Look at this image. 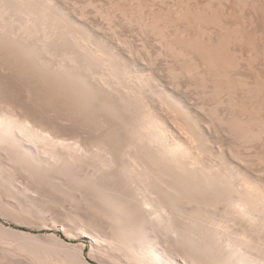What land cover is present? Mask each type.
<instances>
[{
  "label": "bare ground",
  "instance_id": "bare-ground-1",
  "mask_svg": "<svg viewBox=\"0 0 264 264\" xmlns=\"http://www.w3.org/2000/svg\"><path fill=\"white\" fill-rule=\"evenodd\" d=\"M66 1L67 0H65V2ZM129 1L130 0L126 2L128 3ZM137 1L138 2L141 1L142 3L143 0H136V2ZM155 1L156 0H153L152 6L154 5L153 3ZM159 1L160 4L162 1L164 2V0L162 1L159 0ZM172 1H174L175 4L172 2L173 6L171 8H175V9H171V10L174 11L177 9V12L176 11L172 12L173 16L174 17L177 16L178 18V19L174 18V20L168 14L169 12H171L169 10L170 7H168V0L165 1V3L161 4V6H163L164 4L167 3L166 8L168 7L167 10L168 13L165 11H163L162 13V10H159L161 12L155 11L154 15L156 12L158 14L156 13V16H154L152 20L150 15L147 16V19H150L149 21L148 20L146 21V18L144 19V17L141 18L142 16L141 13L142 14L144 13V10L148 5L147 2H145V0L143 2H145L147 5L145 7H143L144 6L143 4H142L143 6L140 5L141 6L140 8L142 9L143 7L144 10H141L139 7H137L136 10L134 9L137 6L138 2L137 3L134 2V4H136L135 7L134 5H131L132 4L131 2L128 3V4L131 3L130 5L133 6L131 7L132 10L127 9V11L130 10L129 14L132 15L131 17H128L130 18V21L132 20L133 14H135L137 16L136 18H138V16H140L141 18V19L139 18L140 20L138 19L137 24H140L139 28L141 27L140 29H142V31L146 29V31L148 32V29L150 28L151 30L153 28V31L154 30L157 31V29H159L160 32L157 31L159 32V34L157 33L158 35L156 36L160 35L162 39H160L159 41L156 40L155 41L157 43L159 42L158 45L160 46V44L162 43L161 40H163V36H164L165 37L164 39H166V41L164 40V43H162L163 45L161 44L162 46L160 47H163L162 49H164L165 51H169V53L172 54L171 56H174L172 57V59L175 58L177 60L176 61L174 59L175 62L182 63L180 64L182 65V67H179L178 71L176 67L173 68L174 67L173 63H172L173 67L166 66L168 68H164L163 65L165 63L161 65L160 62H158L159 60L158 58L159 57L161 58V56H163L165 53H163V55H158L159 56L158 58L156 57L157 56L156 55L155 56L156 59L155 58L154 59L156 60L157 63L160 64V68L163 70V72H165L164 69H167L170 76H172L170 77L167 74L164 77L162 72L161 77L158 78V76H160L158 73H161L162 70L160 72H156L157 74L154 73L157 70L155 68L157 65L155 66L156 62H153L154 59H151L152 57H154L153 54L151 53L152 48L151 49L148 48V51L151 53V54L148 53V55L150 54V57L152 55L151 58L145 54L149 58L145 57L144 59L143 58L144 55H142L141 53L142 56L141 58H143L145 61L147 58L149 60L148 61L149 63L150 61H152L151 63L154 64V66L153 64H151L152 69H150L147 63L143 59H141L145 63L144 65V63L141 61L143 63V66L145 67L147 66V68H149L147 69L141 65L142 63H140L139 59H138L139 61L136 60L137 57H133L136 59L131 58L132 56H136L138 54V53L136 54L134 51L135 53L134 55V53L131 51L133 50L131 49V47L134 45V43L132 44L131 47H129L130 44L128 46L127 42H129L130 40L126 41L127 38L124 39L122 37L126 41L127 46L131 49L130 50L128 48L131 52L127 51L128 50L127 46H125L127 49V50L124 49L126 52L125 54V52H122L123 51V48H121L122 45L120 47L116 46L117 47L116 48L114 44H110L113 42L115 43V41L111 42V40H109L108 35L111 33L110 30L106 31V32L110 31L108 35H104L105 30L103 31L104 28L101 25H99L100 29L98 32L100 33V35L108 37L107 39L108 42L103 41L102 39L103 37L99 35L96 36L98 32L97 34L96 32L94 34L93 30H92L93 32H91V30L85 26L86 24L89 26V24L84 23L85 22L84 18H83L84 22L81 21L82 16H79L78 19H75L76 17H73L75 16V14L72 15V12L70 11L68 12V10L65 9L68 6L67 3H65L67 5L65 6V8L63 5L64 3H61L62 5L60 4V2H62L61 0L60 2L58 0H0V44H3L4 46H6V48L8 47L9 50H10L9 47L13 48V50L14 49L16 51L18 50L17 51L18 55L17 52L16 54L15 53L13 54L16 59L13 57L11 61L9 59V56H7L6 54L10 55L11 53L10 56L12 57V52H10L7 49L8 52L5 53V55L8 57V61L11 62L12 64H14L13 62H15L16 67L18 66V71H21L20 69L21 67L30 76L34 74L33 76H31V79H33V77L36 75L34 77L36 81L34 79L31 80L30 77H28L31 81L38 82L39 80V82L41 83L42 81H44L46 84L45 88L48 87L49 85V87L46 88V90L49 89L51 93L53 92L51 95L54 94L56 95L55 98L59 99L60 104L56 103L57 101L54 100L55 101L54 105L56 104L61 105L62 108H60L59 106L58 107L61 110H63L62 114L63 115L66 114L67 116V117L65 116L64 118L62 114H59L60 115L59 120L62 118L61 116H63L64 118V119L62 118L64 121L61 119L63 121L62 123L64 124L69 123L70 117L72 115V117H74L75 119V121H73L74 122L73 125L81 121H84V124H86L83 125L82 122L81 123L82 126H79V128L77 127L78 126L77 124L75 125L76 127L71 125L70 130L72 129L73 126V129L76 128L74 129L76 132L73 131L72 133L71 130L70 133V130L68 132V130L65 128H63L65 131L62 130V128L60 127L57 128V125L59 126V124L61 123V122L58 123L59 120L56 119L57 113H55L56 116H54L55 117L54 120H57V123L53 121V123L55 122V124L53 123L48 124L43 122V120H41V118L37 116L32 115V117H30L28 115L27 117V115L26 116L23 115L22 114L23 112L21 111H19L21 112V114H19L18 112H17L18 114L16 112L14 113L13 112L14 110L11 109L14 107L8 106V108L10 109H6L7 108L6 105L2 104L3 107H5L3 108L0 102V107H2L0 108V150L11 153L12 157L14 155L18 159H20L19 161L22 162V167L24 168L23 170L26 169L32 174L31 175L32 178L35 177V179L39 180V181L36 180V183L37 182L40 183V181L42 182V185L43 183H46L47 185L51 186L50 188H54V190H58L69 195V197L74 199L72 201L76 202L77 200H80V198L78 199V197H81V199H83L86 202L85 204H87L90 212L88 216V221H81V219L77 220L75 216L73 217L75 219L69 222L66 221L67 223H64L60 229L63 231V233H65V235H68L70 237L73 236L75 238L85 239L82 240L81 244L79 243L80 245L77 246L76 254L74 253V255H71L72 253L67 251L68 253H70L69 259L73 258V261L76 260L81 264H87V263L90 264V262L87 260V257L85 256L87 244L89 243L91 246V250L95 251L96 253H99L100 255L99 258L97 257L98 254L97 256L95 255L98 258V260L100 261V257L104 256L106 257L105 259L106 261L105 260L104 261L107 264H133L134 262L138 264H264V183H263L264 181L261 179L263 177L251 178L254 177L252 176L253 175L252 173L255 171L250 172L251 173V177H250V175H248L249 174L248 171H246L248 173L246 174L244 171L241 170L240 168L241 166L238 165L239 162L235 163L238 160L237 158L243 155V153L241 152L242 153L241 154L239 152L240 150L237 149L240 146H243V145H239L238 147L239 141L237 142V139L240 140V144H242L241 141L245 142L244 145L247 148L243 146L245 150L244 149L241 150L244 152L246 151V149H248V147L250 148L251 146L250 144H252V142H254V144L257 143L259 144V142L255 143V141H253L254 139L253 137H255V140L256 137H262L261 139L258 138V140L259 141L264 140L263 138L264 115H261L262 112L264 113V97L262 98V96L260 97L259 95L261 91L262 94H264L263 92L264 86L263 84H260V82L263 81L264 79L261 80V76H259L260 81H258V78L255 79L256 81L253 79L254 83L250 82L251 83L250 85H249V81L248 82L245 81L247 78L246 74L248 73L250 74V72L245 69L246 66L251 68L257 64L256 61H260V59L256 60V57L260 55L259 53L260 51L258 52L259 54L254 52V50H256L257 48V43H254L256 44L254 45L253 42L255 41V39L253 41L252 38L256 36L255 32H257V34L259 35L261 32H263L261 33V35L264 36V31H263L264 30V3H263L264 0L263 1L258 0L263 4L262 3L256 4V1L254 0H253L254 2L253 1L251 2L249 0L251 2L249 5L246 4L249 2L248 0L247 2L246 0H240V1H244L246 5L244 4V2L243 4H241L239 0H237L238 2H236V4L239 3L241 4V7H244L246 9L250 7L248 11L245 9L249 14L254 12V7H255L256 10H255L254 19L258 18L259 15L257 16L256 14L260 13L261 17L260 19L258 18L259 21H256L257 19L254 20L253 16L247 14L248 18L252 17V20L258 22V25L262 23L261 25L263 26V27L261 26L263 28V30L261 29L262 30L261 32H259L260 31L259 28L261 27L258 28L259 31L258 29L257 31L251 30L249 27L248 29L249 31H253L251 32V34L253 35L246 33V31L243 29V27L246 26V24L243 25V23L248 21V18H246L247 15H242L244 19L242 18V16L241 19L237 17L240 16L239 13L243 12V10H240L241 7L239 4H237V8L238 7L240 8L236 12H235L236 9L233 7L232 8L234 9V11H231L232 9H229L231 13L235 12L232 14H235L236 16L235 15L232 16L234 17V19L236 18V21L233 19V17H231L232 19L230 18L231 15L230 12L223 7L224 4L226 5L227 3H230L231 0H203L205 2H203L202 0L199 1L191 0V2L194 1L193 3L196 5L192 4L191 2L187 4L186 2H189V0L188 1L184 0V2H181L180 0L178 2L180 4L178 8L182 6V3L183 5L184 3L189 5V6L180 7L179 8L180 10L176 8L177 6L174 7V5H178L176 4L177 0H172ZM200 1L203 3H201ZM126 2H125V6L130 7V5L126 4ZM195 2H198V4ZM81 3L82 2H80L79 4L81 5ZM90 3L94 4L92 3V0ZM102 3L103 2H101V5ZM83 4L81 5V7L83 6ZM85 4H87L86 5L87 8V6L89 5L88 3ZM110 4L112 6V3ZM190 4L193 7H191ZM251 4L253 6V9H251L252 7ZM76 5L78 4L76 3ZM213 5H216L215 7L217 13L214 11L215 8H213L214 7ZM233 5L235 4L233 3ZM91 6L92 5H90L89 7ZM94 6H95L94 8H96V5ZM220 6L222 7L219 10L224 8L223 10H221L222 12H224V14L227 11L229 12L230 14L229 18L231 20H234L232 21V23H234L235 25L232 24L231 21H229L230 19L228 20L227 17L228 12L226 13L227 15L225 16L227 20L226 19L224 20L229 21L230 24H232L233 26L231 25L232 26L231 27L229 23L227 22L225 23L223 20H221L220 17L221 14L219 13V10H217ZM228 6L231 7L230 4L226 5L225 7ZM79 7L80 6L78 5V8ZM91 8H93V6ZM114 8L111 7L110 9L114 10ZM125 8L122 9L121 11L123 12L124 10H126ZM154 8L155 7H152L151 9L153 10ZM82 9L85 10L84 7H82ZM96 9L99 11L98 8ZM102 9L103 8H100V11L99 12L97 11L98 15L100 14ZM257 9L259 10V12H257ZM137 10L140 11L139 15L136 14ZM148 11L151 12L150 10ZM12 12H14L13 14H15V16L11 15ZM116 12H118V10ZM175 12L177 15L174 14ZM106 13L105 11H103L102 15L104 16V14ZM111 14L110 17L114 15L113 13ZM129 14L127 13L125 17ZM92 15H96V17H98L97 13L96 14L94 13ZM108 15L106 14V16H104L105 18H107L106 19L107 23L110 22L108 19L110 17H107ZM188 15L189 16L191 15L194 18V19L192 18V21H194L193 24L190 21L191 16L186 18ZM88 16L86 17L88 18ZM17 17L19 19H17ZM89 17H91V15ZM121 17H122V13H121ZM128 18L126 17L124 20H128ZM223 18L224 16H222V19ZM89 19L88 20L86 19V21H90ZM111 19L112 17L110 18V20ZM143 19L145 20V22L143 21L142 24L141 20ZM187 19L188 22H186ZM124 20L123 22L121 20L120 21L122 23H125ZM165 20H167V22H165ZM179 20L180 23H182V20L184 22L183 23L184 27L181 28L183 30H181L179 25L177 24L179 28H177L178 30H176L177 32L174 35L170 36L168 35L169 33L168 34L165 33L167 29L164 30L165 29L164 27L166 25H168V27H171L169 25H171L175 21H177L178 23ZM239 20L240 21L245 20V22L240 24ZM112 21L114 22L113 19ZM112 21L109 24L110 25L112 24L111 26L113 28ZM162 21L165 23V25L164 26L162 25V27L160 28ZM237 21L239 24L236 23ZM131 22L130 24L128 22L126 26L129 27V25H131ZM185 22L188 24L187 29L185 26L186 25ZM223 22L225 24H228L229 26L225 25ZM90 23L92 24L93 22ZM209 23L210 24L215 23V25L219 27L218 29H220L222 33L218 31L215 25L213 26V24H211V26L214 29L215 28L217 29L214 30L213 32L218 31L219 33H221V34L217 33L218 35L213 34L215 35L214 37L211 36L209 32H212L213 29L210 30L211 27L209 29L204 27L207 24L210 25ZM253 23L254 22H251V24ZM93 24H94L93 29L95 30V26L97 28L98 25H96L97 23L95 22ZM145 24L147 26L144 27L143 25ZM183 24L181 25L183 26ZM202 24H206V25L201 26ZM222 24H224L225 26ZM122 25L123 24H121V26ZM192 25L193 27L196 28L195 29L196 31L198 28L199 31H197V33H195V30L192 27ZM208 25L207 27H209ZM133 26H130L129 28ZM189 26H190V30H192L193 28V31H190V33H188ZM101 27L103 28L102 29L103 32L101 31ZM186 30L188 31L187 33ZM142 31H140V33ZM138 32H136V34ZM191 32L193 34H191ZM124 33L125 32H123V34ZM131 33L129 32V35L131 34V39L136 38V37H132L133 32ZM153 34H155V32ZM223 34H227V35H223ZM114 36L117 35L114 34ZM114 36H112V38L110 39H113ZM93 37H96V39L94 40H97L98 42L96 41L94 43L90 41L93 39ZM60 38L61 41L64 42V44L62 45H60V43L58 45V43L55 42L56 40H60ZM119 38L117 37V39L119 40L118 42L122 40L121 38H120L121 40ZM149 38H151V36ZM131 42L132 41H130V43ZM145 42L143 43L145 44ZM231 42L232 43L235 42L234 43L235 45L231 44ZM241 42L242 43L247 42L246 44L248 46H250L251 44L250 48H253L252 44L256 46L254 47L255 49L252 50L254 55L257 54L255 55V58L253 57V54L250 53L251 52L250 50L247 51L250 54L246 56V54L244 53V51L246 50L244 49L242 50V46L241 44H239ZM143 43H140L141 46ZM237 43L239 44V46H241L239 47L241 53L243 51L241 57L239 56L240 51L237 52L238 51V48H236L238 47ZM246 44H244V48H246L245 47ZM233 45L237 50L233 47ZM2 46L0 47L2 48ZM4 46L2 48L3 50L6 49L4 48ZM104 46L105 47L107 46L108 49L106 50ZM1 48L0 50L3 51ZM101 48L104 50H102ZM145 48L147 50V47ZM230 48H233L234 51L230 50ZM139 51H144V49ZM235 51L237 52V54ZM160 52H163V50ZM160 52L158 51V54H161ZM1 53L4 54L3 52ZM169 53H167V55H169ZM130 54L132 56H130ZM243 55L246 57L249 56L246 59L250 61L247 62V60L244 59L245 57ZM250 55H252V58H254L255 61L252 58L250 59L251 57ZM2 56L3 55H1V60H0L1 63L2 60L3 61L5 60L4 61L5 63L3 62L2 64H9V62H7V58L3 59ZM139 57L140 56L138 55V58ZM259 57H261V55ZM170 58L171 57H169V59ZM241 60H242V66L245 61L243 67L241 66ZM252 62L254 63L256 62V63L253 64V66H251L252 64L250 65V63ZM169 64L170 63H168V65ZM263 64L264 63H262V65ZM259 65H261V62ZM8 67H10V64L9 66H7V69ZM153 67L155 69H153ZM2 68L5 67L3 66ZM12 68L14 70V65L12 66ZM160 68L158 69L160 70ZM238 68H240L241 71H238ZM256 68L257 66H255V69ZM234 69L237 70L238 73L239 72L241 73L242 70L245 69L246 72L243 71V73L241 74L243 75V77L245 75L246 78L244 77L245 78L244 79L242 75L238 77L240 73L239 74L232 73L234 77H236L235 75H237V77L234 78L237 80V83H234L233 79L232 81H229L231 80V78L227 80L226 76L229 78V75L230 76L232 75L229 74V72L233 71ZM255 69L252 68L253 72H255L254 71ZM15 70L17 71V69ZM149 70L150 71L152 70V72H150ZM180 70L181 72H179ZM26 72H24V75ZM182 72L183 73L187 72L186 74L191 73L187 76L195 74L194 78L197 79L198 82L196 80L194 81H196L197 85H201L202 90H205L204 93H206L205 95H201V94L200 95L204 96L205 98V96L208 94L207 98H209V96H212L211 97L212 102L214 103L215 101L214 108L210 107L211 109H215L216 106L218 107V105L224 104L225 108L223 105L222 107L224 109L229 108L228 112L226 111L227 113L225 114H223L224 113L223 112L222 113L223 115L221 116L218 113L217 115L214 116L212 115L210 117L207 113H204L207 114V117H205L206 115L203 114L204 111H201L204 110V108L205 110L207 109V107H204V105L206 104L202 105V103H205L203 101L204 98H202L203 99L201 103L202 107H200L199 105H196L197 103L195 104V102H193L192 99H194L193 98L194 96H192L193 95L192 92L187 95L189 96L190 94H192L190 95V97L192 96L190 101L189 99L190 97L188 98L187 96H185L184 92H182L185 89L183 85H181L183 87V90L178 88L182 91H179L176 88L178 87L177 85L180 84L179 83L180 81L177 82L178 80L174 79V81L177 80L176 82H174L172 80V82H174L175 84L178 83L176 84V87H174L175 84H171L172 83L170 82L171 79H173V77L178 78L179 77L178 75L181 74ZM193 72L195 73L193 74ZM22 73L20 72V74ZM37 74L42 78L41 80L39 76H37ZM182 74L180 75L181 77ZM249 74L248 77H251V74L250 76ZM168 76L171 78L170 80L168 79L169 85L167 80V78H169ZM183 76L186 78L185 75ZM164 78H166L167 82H165ZM222 78L223 81L226 78L225 79L226 83L224 82L222 83L221 80ZM192 80L191 82H193ZM207 80H209V82ZM28 82L27 83L25 82V84L28 85ZM41 83L40 85H42L41 86L42 88L43 85L45 84L44 83L41 84ZM240 84H242V86L244 87L243 89H246L244 90L245 91L244 93L247 92L249 93L251 91L250 92L251 94L249 93L251 95L250 97L254 96L255 98H253V100L256 99L254 100L255 102L251 103L250 98L246 99L245 96H243V98H245L244 103L243 102H242L243 104L240 103L241 106L245 105L243 108H241V106L238 105L240 101L237 103L235 102L234 100L236 99L234 98L235 96L231 97L235 88H240L238 87ZM247 84L249 86L252 85V89ZM172 85L173 87H171ZM189 85H191V83ZM197 85H195V88ZM28 86L26 87L29 88ZM198 87L197 90L200 89V86ZM35 88L37 89L38 86ZM33 89L34 88H32V90ZM188 89H190V87H188L187 90ZM257 89L258 91L256 94L255 92ZM187 90L184 91L186 92ZM50 91L47 92V94H49ZM196 92L197 94H199L198 91ZM17 94L19 93L17 92ZM47 94L45 96H47ZM223 94H226V97L228 98L226 102H224L226 97L222 98L221 96ZM42 95L44 96V94ZM239 95L240 94L238 93V96ZM213 96H215L214 97L215 100H213ZM246 96L249 97V95ZM33 97L34 96H32V98ZM219 97L220 100L217 101L216 98ZM37 99L35 103L36 105L38 104L37 102L42 104L45 103L46 101L51 102L54 98L48 100L49 99L48 96V99L45 98L46 100L45 102L43 100L44 97L43 99L41 98L38 99L42 102L37 101ZM211 100H209V102ZM245 100L246 103L250 101V103H247L250 105V107L246 106ZM49 103L46 104V107H48ZM225 103L226 104L228 103L227 108ZM54 105L52 104V106ZM42 106L44 107V105ZM50 106L51 104H49L48 107L49 112L53 111L52 115H54L56 108H54V110L51 109L50 111ZM238 106L240 110L236 111L235 109L238 108ZM58 107L57 109H59ZM40 108L42 107H39V109ZM14 109L16 111V108ZM76 110L78 112L80 111L79 112L80 114L79 113L77 114L81 116L75 114ZM59 112L61 113V111ZM205 112L208 111L206 110ZM216 112H217V108H216ZM51 113L49 114L52 117ZM75 117L77 118V120ZM78 117H81V121H78L80 120V118ZM65 119L67 120L69 119V120L68 121L66 120L67 122L65 123ZM109 125L113 126V128H111V130L113 129V131L111 132L107 130V127ZM213 131H215V133ZM217 132L221 134L227 133L228 135H231L233 139L235 138L234 139L235 142H233L234 140H232L231 136H229L231 139L228 137V139L232 140L231 144L235 145V147L237 146L235 148L232 145L235 148L234 151H236L237 149L238 153L241 154L239 157H238L239 154L238 155L236 154L237 152L234 153L236 154V156L231 154L234 157L230 155V152L233 153L232 150L233 148L229 149L230 150L229 152L228 148L224 146H226V144H229L228 147L229 146L231 147V144L229 142L226 143L224 142L225 143L224 144L223 141L225 140L222 139L227 140V138H219L221 137V135L220 136L216 135ZM227 134L226 136H228ZM215 135L216 137L218 136V139L221 140L223 144L218 139H215L216 138ZM222 136L224 137V135ZM248 139L249 140L251 139L252 142L250 143V141H247ZM248 142L250 144H248ZM261 148L264 147L262 146ZM256 151L257 149L255 150V152ZM252 156L255 157L254 155ZM241 157L243 158L244 156ZM248 157H250V155L249 156L247 155L244 158V160ZM235 158L237 160H235ZM250 158L254 159L252 157ZM249 159H247L248 162H245L246 160L244 161L242 159L243 160L241 162L242 166L244 165L243 163H249L250 165ZM239 160L241 161L240 158ZM259 161L261 162V160ZM245 165L247 166L248 164ZM247 168L250 170L248 166ZM0 169L2 168L0 167ZM261 172L263 171L261 170L260 173ZM8 173L10 174V172H7L6 174ZM263 174L264 172L262 173V175ZM255 177L257 176L255 175ZM257 179L262 180V182ZM28 181L31 180L29 179ZM46 184H44L43 186H45ZM1 185L2 184H0V187ZM3 188L5 189L6 186ZM3 188L1 187V190ZM16 194L20 195L18 193ZM77 194L80 195L77 196ZM43 198L44 197H42L41 200ZM57 205L60 204L57 203ZM53 209L55 208L53 207ZM57 209L55 211H57ZM9 214L10 213H8V215ZM68 214L69 213H67V215ZM72 216L74 215H71V217ZM57 224L58 222L55 225L57 226ZM0 228H1L0 233L3 232L2 230H5L2 227V225H0ZM11 233L13 234V232ZM14 233L20 235L19 237L25 236L28 240L25 239V237H22L24 239L23 240L24 242H26L27 240L28 243L30 242L29 244L32 243L30 246L32 245L37 246L36 248L38 250L40 251L42 250L44 251V253L47 252V254H49V252L52 253V251L56 250L57 247H60L58 248L60 249V251L62 246L67 248L69 246L71 247V244L67 241L68 239L64 238L62 235L55 233L52 235L49 234V236L25 235L22 232L19 233V231L18 232L14 231ZM16 234L14 235L15 238H16ZM0 236H2V234ZM3 239L1 238V243ZM16 239H19L18 236ZM163 239L164 240L168 239V242L170 244V245L168 244L170 246L169 248L175 251V253L174 252L172 253L171 250L169 252V248H167L168 250H165L166 248L162 249V247L160 246L161 244L160 242ZM164 242H167V240ZM3 243H5L4 240ZM32 248L34 247L32 246ZM74 250L75 249H73V251ZM12 251L15 250L13 249ZM56 251L59 252V250ZM31 252L29 253L33 254V251ZM62 252L59 253L62 254ZM8 254H10V252ZM11 257L13 258V256ZM55 257L56 256H54V258ZM62 257L65 258L67 256L64 257L62 254ZM105 262L101 263L100 261V264H106ZM20 263H22V261ZM74 264H76V262Z\"/></svg>",
  "mask_w": 264,
  "mask_h": 264
},
{
  "label": "rangeland",
  "instance_id": "rangeland-1",
  "mask_svg": "<svg viewBox=\"0 0 264 264\" xmlns=\"http://www.w3.org/2000/svg\"><path fill=\"white\" fill-rule=\"evenodd\" d=\"M59 2H60V0H58ZM62 2H60V4L61 3H64L63 5H64V8H65V6H67L65 9L66 10H68V12L70 11V12H72V15L73 14H75V16H73V17H76L75 19H78L79 18V16H82L81 18H82V20L81 21H83L84 22V20H83V18L85 19V24L86 23H88L89 24V26L86 24L85 26L87 27V28H89L90 30H91V32H93L94 34H95V32H96V34H97V32L99 31V29H100V27H99V25H101L102 27H101V31H102V29H103V31L105 30V34L104 35H108L109 34V32L111 31V33L108 35L109 36V40H111V42H113V41H115V43L113 42V43H110V44H114V46L116 47V46H118V47H120L121 45H122V47L121 48H123V51L122 52H125V50H127L129 47H131L132 46V44L134 43V45L131 47V49H133V50H131L130 48V50L134 53V51H135V53L137 54L136 56H132L131 54H133V53H131L130 54V56H132L131 58H133V57H137V59L136 58H133V59H136V60H140V63H142L143 62V60L145 59V57H147V56H149L150 57V54L152 53L153 54V56L154 57H152V55H151V59H154L155 58V56L158 58L159 56L158 55H163V53H165L163 56H164V58H163V56H161V58L159 57L157 60H158V62H160V64L162 65L163 63H165L164 65H163V67L164 68H168V67H170V66H172L173 67V64H174V67L173 68H175L176 67V69H177V71L179 70V67H182V65H180V64H182L181 62L179 63V62H175V60L174 59H172V57H174V56H171L172 54L171 53H169V51H165L164 49H162L163 47H160V46H162L163 44L162 43H164V40L166 41V39H164L165 37L163 36V40H161L162 41V45L160 44V46L158 45V43L156 42V41H159L160 39H162V37H160V35L159 36H156V35H158L159 34V32H160V30L159 29H157V31H159V32H157L156 30H154L153 31V28H152V30H151V28L150 29H148V27H147V29H148V32L146 31V29L145 30H143L142 31V29H140L139 28V26H140V24H137L138 22V19L140 18V16H138V18H136L137 16L135 15V14H133V17H132V22L130 21V18H128V17H131L132 15H130L129 13H130V10H128L127 11V9H131V7H133V6H131V5H134V7H135V5L136 4H134V2H136V0L134 1V0H130L129 2H131L130 4H128L126 1H128V0H122V2H121V0H92V3H94V4H91L90 2H91V0H67L66 2H65V0H61ZM64 1V2H63ZM80 6L79 8H78V5H76V3ZM82 2L81 3V5L84 3H88V5H89V3H90V5H92L93 6V8L95 7L94 5H96V8H98L99 9V11H100V8H103L102 10L103 11H105V13L108 15L107 17H110V14L111 13H113L114 15L113 16H111L112 17V19L114 20V22H117V23H114L113 21H112V19L110 20V18H108L109 19V23H111V21L113 22V28H112V24L110 25L109 23H107L106 22V19L107 18H105L104 16H106V14H104V16L102 15L103 14V11L101 10V12H100V14L98 15V10L96 9V8H91V7H89V6H87V8H86V5L87 4H85V6H84V4H83V6L82 7H84L85 8V10L84 9H82V7H81V5L79 4L80 2ZM84 1V2H83ZM86 1V2H85ZM87 1H89V2H87ZM98 1V2H97ZM123 1H124V4H123ZM144 1V0H143ZM142 1V3H141V1H137L136 3H137V6L134 8L135 10H136V8L137 7H141L140 5H142L143 7H145L147 4V6H146V8H145V10H144V8L142 7V9L141 10H144V15L141 13V18H143L144 17V19L146 18V21L148 20H150V19H147V16H151V20H152V18L154 17V16H156V13H155V15H154V12L155 11H158V12H161V11H159V10H162V13H163V11H165V12H167V10H168V7H170L169 8V10L171 11V12H167L172 18H173V20H174V18L175 19H178L177 18V16L176 17H174L173 16V13L172 12H174V11H176L177 12V9L176 10H174V11H172L171 9H175V8H171L172 6H173V3H174V1H172V0H168V7L166 8V5H167V3L166 4H164L163 6H161V4H163V3H165V1H167V0H164V2L162 1L161 2V4H160V1L158 0H156L153 4V6H152V2H153V0L151 1V0H145V2H147V4L145 3V2H143ZM170 1V2H169ZM180 0H177V3L176 4H178V5H174V7H176V8H178V6L180 5L178 2H179ZM188 1V0H187ZM196 1H199V0H196ZM203 1V0H202ZM231 1H232V3H231ZM230 1V3H227L226 5H229L230 4V6L231 5H233V3L235 4V5H233V6H231V7H225L226 5L224 4V8L225 9H227L229 12H230V10L229 9H232L231 11H234V9L233 8H235L236 10H235V12L241 7V4H243V2L244 1H240L239 0V2L241 3V4H239V3H237V4H239L240 5V7H238L237 8V4H236V2H238L237 0H231ZM234 1V2H233ZM249 1V0H248ZM251 2L253 1V0H250ZM248 2V3H246V4H250L251 2ZM254 1H256V4H259V3H262V2H259L258 0H254ZM253 1V2H254ZM261 1H263V0H261ZM58 2V3H59ZM101 2H103L102 3V5H101ZM112 3V6H111V4L110 3ZM125 2H126V4H128V5H130V7L129 6H125ZM149 2V3H148ZM157 2H159V3H157ZM173 2V3H172ZM176 2V1H175ZM181 2H184V0L182 1L181 0ZM180 2V3H181ZM191 2V0H189V2H186L187 4L188 3H190ZM194 1H192L191 3L192 4H194L193 3ZM201 2V1H200ZM199 2V3H200ZM203 2H205V1H203ZM203 2H201V3H203ZM215 2H217V1H215ZM228 2V1H227ZM246 2H247V0H246ZM258 2V3H257ZM65 3H67V5L65 4ZM69 3V4H68ZM75 5H74V4ZM97 3V4H96ZM98 3H100V4H98ZM105 3V4H104ZM113 3H114V5H113ZM186 3H184V5H183V3H182V6H189V5H187ZM195 3H197L198 4V2H195ZM263 3H264V1H263ZM262 3V4H263ZM118 4V5H117ZM119 4H120V6H119ZM175 4V3H174ZM186 4V5H185ZM244 4H245V2H244ZM245 4V5H246ZM62 5V4H61ZM73 5V6H72ZM101 5V6H100ZM108 5H109V8H108ZM139 5V6H138ZM191 5V4H190ZM194 5H196V4H194ZM200 5V4H199ZM218 5V4H217ZM238 5V6H239ZM245 5H242V6H245ZM71 8H70V7ZM74 6H75V8H74ZM106 6V7H105ZM117 6V7H116ZM124 6V7H123ZM159 6V7H158ZM182 6H180V7H182ZM214 7L213 8H215L214 9V11L216 12V5H213ZM234 6H236V7H234ZM251 6H252V4H251ZM258 6V5H257ZM256 6V7H257ZM261 6V5H260ZM114 8V10L112 9H110V8ZM126 7V8H125ZM152 7H155L153 10L151 9ZM179 7V8H180ZM191 7H193L192 5H191ZM191 7H190V9H191ZM218 7V6H217ZM222 6H220L217 10H219L220 8H221ZM233 7V8H232ZM246 7H248V6H246ZM78 8V9H77ZM88 8H90V9H88ZM105 8H106V10H105ZM119 8H120V10H119ZM126 9V10H124L123 12L121 11L122 9ZM160 8H162V9H160ZM178 8V9H179ZM224 8H222L221 10H223ZM242 8H244V7H241V9L240 10H243V14L242 13H239V15L240 16H237V17H239L240 19H241V16L242 15H250V16H253V19H254V17H255V7H254V12L253 11H251V12H253V13H251V14H249L247 11H248V9H250V7H248L247 9L246 8H244V9H242ZM71 9V10H70ZM74 9V10H73ZM76 9V10H75ZM80 9H81V11H80ZM93 9V10H92ZM95 9H96V12H95ZM139 9V10H140ZM147 9V10H146ZM156 9V10H155ZM194 9H195V7H194ZM247 11H246V10ZM251 9H253V6L251 7ZM118 10V12H116ZM132 10V9H131ZM140 10V11H141ZM148 10H150L151 12H149ZM180 10V9H179ZM193 10V9H192ZM221 10H219V13L221 14V20H223L225 23L227 22V23H229V25L231 26L232 24H234V23H232V21H236V18L234 19V15L235 14H232V13H235V12H230V14H229V12L227 13V12H225V14H224V12H222ZM80 11V12H79ZM83 11H85V12H83ZM98 11V12H97ZM109 11H111V12H109ZM129 14V15H127L126 17L128 18V20H124L126 17H125V15L127 14L126 12ZM140 11H138L137 10V13L136 14H138L139 15V12ZM148 11V12H147ZM213 11V12H214ZM225 11V10H224ZM76 12V13H75ZM84 13V14H82V13ZM122 13V17H121V13ZM124 12H125V14H124ZM135 12V11H134ZM142 12V11H141ZM153 12V13H152ZM176 12L174 13L175 15H177L176 14ZM238 12H240V11H238ZM250 12V11H249ZM257 12H259V10L257 9ZM14 12H12L11 13V15H14L15 16V14H13ZM80 13V14H79ZM88 13V14H87ZM96 14L97 13V15H98V17H96V15H92V14ZM172 13V14H171ZM217 13V12H216ZM228 14V20L231 18V17H233V19L234 20H229V21H231V23L232 24H230V22L229 21H225L224 19H226L227 20V18H225V16ZM245 13V14H244ZM116 14V15H115ZM118 14V15H117ZM120 14V15H119ZM124 14V15H123ZM158 14V13H157ZM223 14V15H222ZM237 14V13H236ZM262 14V13H261ZM91 15V17L92 18H94V19H92L91 17H89V16ZM112 15V14H111ZM135 15V16H134ZM145 15H146V17H145ZM229 15H230V18H229ZM233 15V16H232ZM248 15H247V17L246 18H248ZM257 16L259 15V19H260V17H261V15H260V13L259 14H256ZM85 16V17H84ZM86 16H88V18L86 17ZM100 16V17H99ZM114 16H117V17H114ZM191 16V15H190ZM189 15L186 17V18H188V17H190ZM222 16H224V18L222 19ZM236 16V15H235ZM249 16V17H250ZM256 16V17H257ZM102 17V18H101ZM80 18V19H81ZM90 18V19H89ZM104 18V19H103ZM115 18V19H114ZM119 18V19H118ZM140 18V19H141ZM148 18H150V17H148ZM186 18H184V19H186ZM191 19H190V21L192 22V24L194 23V21H192V16L190 17ZM238 18V19H239ZM242 18H243V16H242ZM258 18H256V19H254V20H256V21H259L258 20ZM17 19H19L18 17H17ZM86 19L88 20H90V21H86ZM92 19V20H91ZM96 19H97V21H96ZM139 19V20H140ZM141 20V23L143 24V21L145 22V20ZM194 19V18H193ZM244 19V18H243ZM123 22V20L125 21V23H122L121 21ZM246 20V19H245ZM245 20H243V21H240L239 20V22H240V24H242L243 22H245ZM254 20H252V17H250V18H248V21H246L245 23H243V25H245L246 24V26H244L243 27V29L246 31V33H248V34H251V32H253V31H249V27H250V29L251 30H255V31H257V29L259 28V27H261L262 25V23H260L259 25H258V22H256V21H254ZM99 21V22H98ZM101 21V22H100ZM105 21V22H104ZM108 21V20H107ZM126 21H127V23H126ZM185 21V20H184ZM90 22H95V23H97L96 25H98V29L96 28V26H95V30L93 29V27H94V24L92 23H90ZM128 22H129V24H130V22H131V25H129V27L130 26H133L134 25V23H135V25L133 26V27H131V28H129L128 26H126L127 24H128ZM140 22V21H139ZM163 22V21H162ZM162 22H161V26H160V28L162 27V25L164 26L165 25V23L163 22V24H162ZM165 22H167V20H165ZM169 22H171V21H169ZM173 22V21H172ZM175 22H176V24H175ZM174 23H172L171 25H169V26H171V27H168V25H166L164 28H162V29H164V30H166V32L165 33H169L168 35H174L177 31L176 30H178L177 28H179L180 27V29L181 28H183L184 27V22H183V20H182V23H180V20L178 21V23H177V21H175ZM186 22H188V19L186 20ZM185 22V26H186V29L188 28V24ZM223 22V23H224ZM251 22H254L253 24H251ZM256 22V23H255ZM180 23V24H179ZM224 23V24H225ZM236 23H238V21L236 22ZM248 23V24H247ZM250 23V24H249ZM102 24H104V25H102ZM115 24H116V26H115ZM121 24H123L122 26H121ZM133 24V25H132ZM167 24H169V23H167ZM179 25V27H178V25ZM181 24H183V26L181 25ZM210 24V23H209ZM211 24H213V26L215 25V23H211ZM211 24L210 25H208L209 27H207V25L206 24H202L201 26H203V25H206V26H204L205 28H210V30L211 29H213L212 30V32H209L210 33V35L211 36H215V35H213V34H216V35H218V34H221L222 32L220 31V29H218L219 27H217L216 25H215V27L218 29V31H220L221 33H219L218 31L216 32H213L214 30H217L216 28L214 29L212 26H211ZM224 24H222V25H224ZM239 24V23H238ZM199 25V24H198ZM225 25H228V24H225ZM224 25V26H225ZM228 25V26H229ZM235 25V24H234ZM242 25V26H243ZM92 26V27H91ZM114 26H115V28L116 29H119V30H116L115 28H114ZM124 26V27H123ZM135 26H136V28H135ZM144 27L145 26H147L146 24L145 25H143ZM149 26V25H148ZM190 26H191V24H190ZM190 26H189V32L186 30V33L188 32V33H190V31H193V28H194V30L196 29L195 27H193V25H192V30H190ZM233 26V25H232ZM231 26V27H232ZM240 26V25H239ZM254 26V27H253ZM150 27V26H149ZM167 27V28H166ZM241 27V26H240ZM263 27V26H262ZM259 28L260 29V31H259V29H258V31L259 32H261L262 30H263V28ZM109 28V29H108ZM112 28V29H111ZM122 28V29H121ZM128 28V29H127ZM170 28H171V30H172V32H171V30H170ZM142 31L141 33H140V31ZM185 29V28H184ZM262 29V30H261ZM93 30V31H92ZM97 30V31H96ZM108 30H110L109 32H106V31H108ZM113 30V31H112ZM114 30H115V32H114ZM120 30H121V32H120ZM122 30H123V32H125L124 34H123V32H122ZM136 30V31H135ZM169 30V31H168ZM181 30H183V29H181ZM102 31V32H103ZM126 31H127V33H126ZM139 31V32H138ZM168 31V32H167ZM175 31V32H174ZM197 31H199L198 30V28H197ZM197 31L195 30V33H197ZM264 31V30H263ZM76 32H79V31H76ZM101 32V33H102ZM121 34H120V33ZM129 32L131 33V32H133V35H132V37H136V38H132L131 39V34L129 35ZM136 32H138L137 34H136ZM155 32V34H153V33ZM81 33V32H80ZM83 33V32H82ZM147 33V34H146ZM158 33V34H157ZM218 33V34H217ZM245 33V34H246ZM256 33V36L255 37H253V36H251V37H253L252 39H253V41H254V39H255V41L253 42V44L254 43H257V48H256V50H254L255 48L254 47H256V46H254V45H256V44H252V47L253 48H250L251 47V44H250V46H248L246 43H244V44H246L245 45V47L246 48H244V44L241 42V43H239V44H241V46H242V50L244 49V50H246V51H244V53L246 54V56L248 55V54H253V52H252V50H254V52H256V53H258L259 51V53H260V55H261V57H259L260 55H258L257 57H256V60H258V59H260V61H256L257 62V64L255 65V66H257V68L255 69V66H253V64H255L254 62H252V63H250V65L251 66H253V67H251V68H249L248 66H246V70L247 71H249L250 72V74H251V77H248V74H246V76H247V78L245 77V75H244V77L246 78V80L245 81H249V85L253 82V79L255 80V79H257L258 78V81H260V79H259V76H261V80H263L264 79V71H263V66H264V64L262 65V63H264V55H263V53H264V36L263 35H261V33H263V32H261L260 33V35L259 34H257V32H255ZM114 34L115 35H117V36H114ZM142 34V35H141ZM144 34V35H143ZM161 34V33H160ZM191 34H193L192 32H191ZM247 34V35H248ZM101 36V37H103L102 39H103V41H107V39H108V37L107 36H103V35H100V33L98 32V34L96 35V36ZM135 35V36H134ZM149 35V36H148ZM155 35V36H154ZM223 35H227V34H223ZM251 35H253V34H251ZM112 36H114V38L113 39H110V38H112ZM125 36H127V37H125ZM143 36H144V38H143ZM151 36V38H149ZM167 36V35H166ZM207 36V35H206ZM107 37V38H106ZM117 37L121 40L120 42H118L119 40L117 39ZM126 39V41H132L131 43H130V41L129 42H127L128 43V46H129V44H130V46L128 47L127 46V44H126V41L123 39ZM130 37V38H129ZM141 37V38H140ZM148 37V38H147ZM159 37V38H158ZM216 37H218V36H216ZM215 37V38H216ZM104 38H105V40H104ZM142 38H143V40H145V41H143L142 40ZM153 38V39H152ZM157 38V39H156ZM94 39H96V37H93V39L92 40H90V41H92V42H96L97 40H94ZM115 39H117V40H115ZM139 39H140V41H139ZM149 40V41H147V40ZM94 40V41H93ZM142 40V41H141ZM156 40V41H155ZM258 40V41H257ZM58 41H60V42H58ZM143 43V42H145V44H146V46H145V44L143 43L142 44V46H143V48H142V46H141V44L139 43ZM151 41V42H150ZM155 41V42H154ZM55 42H57L58 43V45H59V43H60V45H62V44H64V42L63 41H61V38H60V40H56ZM63 42V43H62ZM98 42V41H97ZM108 42V41H107ZM125 42V43H124ZM138 42V43H137ZM262 42V43H261ZM51 43V42H50ZM120 43V44H119ZM122 43V44H121ZM136 43V44H135ZM235 42H231V44H234ZM116 44V45H115ZM124 44V45H123ZM126 44V45H125ZM150 44V45H149ZM152 44V45H151ZM239 44L237 43V45H238V47H236V48H238V51L237 52H239L240 51V57L242 56L241 54H243V51H242V53H241V50H240V48L239 47H241V46H239ZM3 44H0V46H2ZM154 45H155V47H154ZM235 45V44H234ZM234 45H233V47H234ZM236 45V46H237ZM4 46V45H3ZM3 46H2V48H3ZM125 46H127V49H126V47ZM137 46V47H136ZM138 46H139V48H138ZM149 46V47H148ZM230 46H232V45H230ZM125 47V48H124ZM145 47H147V50H146V48ZM155 49H157V50H155ZM157 47V48H156ZM1 48V47H0ZM1 48V49H2ZM4 48H6V46H4ZM10 48V50L8 49V47L6 48V49H4L5 50V52H4V50L3 51H1L0 50V54L1 55H3L2 57H3V59L4 58H7V62H9L8 61V57L7 56H9V59L11 60L13 57H14V53L16 54V52L18 51H16L15 49V52H14V50H13V48H11V47H9ZM104 48L107 50L108 48H107V46L105 47L104 46ZM117 48V47H116ZM120 48V49H121ZM135 48V49H134ZM141 48V49H140ZM148 48H152L151 50L153 51H151L150 49V51H151V53L148 51ZM235 48V47H234ZM235 48V49H236ZM248 48H250V49H248ZM10 51V52H12V57L10 56L11 55V53H10V55H8V54H6L5 55V53H7L8 52V50ZM102 49V48H101ZM125 49V50H124ZM127 50V51H130V50ZM144 49V51H139V50H143ZM163 50V52H160V51H162ZM12 50V51H11ZM102 50H104V49H102ZM119 50V49H118ZM122 50V49H121ZM120 50V51H121ZM146 50V51H145ZM230 50H233V48H230ZM237 50V49H236ZM251 51L250 53H248L247 51ZM130 51V52H131ZM158 51L161 53V54H158ZM234 51V50H233ZM1 52H3L4 54H2ZM130 52H128V53H130ZM147 52V53H146ZM156 52V53H155ZM236 52V51H235ZM237 52H236V54H237ZM135 53H134V55H135ZM141 53H142V55H144L143 56V58H141L142 56H141ZM148 53H150L149 55H148ZM167 53H169V55H167ZM258 53V54H259ZM125 54H126V52H125ZM147 56H146V55ZM155 54V55H154ZM1 55H0V60H1ZM6 57H5V56ZM17 55H18V52H17ZM19 55H20V53H19ZM127 55H129V54H127ZM138 55L140 56L139 58H138ZM255 55H257V54H255ZM255 55L253 54V57L255 58ZM129 56V57H130ZM165 56H169V57H171L170 59H169V57L167 58V57H165ZM238 56V55H237ZM244 56V55H243ZM246 56H244L245 58V60H247L246 58H248V57H246ZM251 57H250V59L252 58V55H250ZM149 57H147V58H149ZM15 58V57H14ZM146 58V63H147V65L150 67V69H152L151 67H152V65L151 64H153V63H151L152 61H150V63L148 62L149 60ZM243 58V57H242ZM241 58V59H242ZM254 58H252L254 61H255V59ZM16 59V58H15ZM141 59H143V60H141ZM156 59V58H155ZM154 59V60H155ZM170 61H169V60ZM243 59V60H244ZM138 60V61H139ZM153 60V62H156V60L154 61ZM167 60H168V62H167ZM5 61V60H4ZM3 60H2V63L4 62ZM12 61V60H11ZM13 61H14V59H13ZM142 61V62H141ZM164 61V62H163ZM177 61V60H176ZM248 61H250V60H247V62ZM6 62V63H7ZM167 62V63H166ZM260 62H261V65H259L260 64ZM1 63V61H0V102H1V105L3 104V105H6V109H10V108H8V106L9 107H14V108H16V111H15V109L14 108H11V109H13L12 111L15 113H19V114H21V112H23L22 114L23 115H27V117H28V115L30 116V117H32V115L33 116H37V117H40L41 118V120H43V122H45V123H48V124H50V123H53V121H55L56 123H57V120H54L55 119V117L54 116H56V119H58L59 120V117H60V115L59 114H62L63 112V110H61L60 108H62L61 107V105H58V104H60L59 103V99L57 98H55V96L56 95H51L52 93H51V91L49 90V89H47L46 90V88H48L49 87V85H48V87H46L45 88V86H46V84H45V82L44 81H42V83H44L45 85H43V87L41 88V86L42 85H40V83L41 82H39V78H40V80L42 79L38 74H37V76H39V78L37 79L38 80V82H35L36 81V79H34V77L36 76H34L33 77V79L35 80V81H31V80H33V79H31V76H33V75H29L26 71H24L20 66V69H21V71H18V66L16 67V65H15V62H13L14 64H12L11 62H9V64H10V67H8V69H7V66H9V64H2ZM5 63V62H4ZM144 63V62H143ZM143 63L141 64L142 66H143ZM157 63V62H156ZM155 63V66L157 65L158 66V64L159 63H157L156 64ZM168 63H170L169 65H168ZM173 63V64H172ZM244 63H245V61H244ZM244 63H243V66H244ZM2 64V65H1ZM160 64H159V66L157 67H155L157 70L154 72L155 74H157L156 72H160L162 69L160 68ZM167 64V65H166ZM172 64V65H171ZM179 66H178V65ZM14 65V70H13V68H12V66ZM144 65H145V63H144ZM248 65V64H247ZM249 65V66H250ZM5 67V68H2V67ZM153 66H154V64H153ZM166 66H168V67H166ZM241 66H242V60H241ZM242 66V67H243ZM262 66V67H261ZM144 68H147V66L145 67V66H143ZM162 67V68H163ZM248 67V68H247ZM154 67H153V69H155ZM158 68H160V70L158 69ZM163 68V69H164ZM241 68V67H240ZM240 68H238V71H241V69ZM252 68L253 69H255L254 71L255 72H253V70H252ZM3 69H4V71H3ZM15 69H17V71L15 70ZM19 69V70H20ZM147 69H149V68H147ZM237 69V68H236ZM240 69V70H239ZM245 69L244 70H242V72L241 73H243V71L244 72H246L245 71ZM249 69V70H248ZM251 69V70H250ZM257 69H258V71H257ZM260 69V70H259ZM11 70V71H10ZM22 70H23V73H22ZM235 70V69H234ZM233 70V71H234ZM3 71V72H2ZM8 71V72H7ZM13 71V72H12ZM16 71V72H15ZM150 71V70H149ZM164 71L166 72H163V70L161 71V73H158L160 76H158V78H160L161 77V74H162V72H163V75H164V77H165V75H169L170 76V74L168 73V71H167V69H164ZM233 71H231V72H229V74H239L238 72H237V70H235L234 72ZM252 71V72H251ZM263 73H262V72ZM20 72L22 73V74H20ZM24 72H26L25 73V75H24ZM150 72H152V70L150 71ZM179 72H181V70L179 71ZM17 73H19V74H17ZM165 73V74H164ZM183 73V72H182ZM181 73V74H182ZM185 73V72H184ZM182 74V77L180 76L181 74H179L178 76V78H175V77H173V79H171L170 77H172V76H168L169 78H167V80L169 79H171V81L170 82H172V80L174 81V79H177V80H175L174 82H179L180 84V86L181 85H183V87L185 88L184 90H187V88L188 87H190V89H188L186 92L183 90V87L181 86H179V85H177L178 87H176V84H178V83H174V82H172L171 84H175L174 85V87H176L177 89L178 88H180V89H182V90H180V89H178L179 91H182V92H184V94H185V96H187L189 93H193V95L192 94H190V95H192V96H194L193 98L194 99H192L193 100V102H195V104L196 105H199L200 107H202L201 106V103H202V98H204V96H201V95H205L206 93H204L205 92V90H202V87H201V85H197V83H196V81H197V79H195L194 77V73L195 72H193V74L194 75H190V76H187V75H189V74H191V73H189V74ZM240 73V75L238 76V77H240L242 74ZM254 73V74H253ZM7 74V75H6ZM13 74V75H12ZM229 75V78L226 76V78H227V80L228 79H230L231 78V80H229V81H232V79H233V82L234 83H237V80L236 79H234V78H236L237 77V75H235L236 77H234V75ZM245 74V73H244ZM250 74H249V76H250ZM256 74V75H255ZM19 75V76H18ZM162 75V76H163ZM183 75H185L186 76V78L183 76ZM227 75V74H226ZM254 77H253V76ZM8 76V77H7ZM11 76V77H10ZM16 76V77H15ZM191 76H192V78H191ZM22 77V78H21ZM28 77H30V79L28 78ZM167 77V76H166ZM242 77H243V75H242ZM241 77V78H242ZM243 77V78H244ZM4 78V79H3ZM9 78H10V80H9ZM12 78V79H11ZM23 78H25V79H23ZM28 78V79H27ZM190 78V79H189ZM225 78V79H226ZM244 78V79H245ZM17 79V80H16ZM162 79H163V77H162ZM183 79H185V80H183ZM193 79V80H192ZM217 79V78H216ZM224 79V81H223V78L221 79L222 80V83L224 82V83H226V80ZM248 79H250V80H248ZM22 80V81H21ZM27 83L29 80V82L32 84H30L29 82H28V85H26L25 84V82ZM27 80V81H26ZM164 80H165V82H167L166 81V78H164ZM163 80V81H164ZM169 80H168V85H169ZM191 80L193 81V82H191ZM194 80H196V81H194ZM218 80V79H217ZM220 80V79H219ZM220 80V81H221ZM2 81V82H1ZM185 81V82H184ZM190 81V82H189ZM208 82H209V80H207ZM211 81V80H210ZM256 81V80H255ZM257 81V82H258ZM23 82V83H22ZM35 82V83H34ZM198 82V81H197ZM251 82V83H250ZM264 80L263 81H261L260 82V84H263V86H264ZM5 83V84H4ZM39 83V84H38ZM41 83V84H42ZM191 83V85H189ZM195 83V84H194ZM254 83V82H253ZM259 83V82H258ZM209 84V83H208ZM24 85H26V86H28L29 88H27L26 86H24ZM37 87L38 86V88L36 89L35 87ZM39 85H40V87H39ZM195 85H197L196 86V88H195ZM210 85V84H209ZM236 85V84H235ZM248 85V84H247ZM248 85V86H249ZM254 85V84H253ZM4 86H6V87H4ZM18 86V87H17ZM187 88H186V87ZM192 86V87H191ZM198 86H200V89L199 90H197V87ZM226 86V85H225ZM238 86V85H237ZM236 86V87H237ZM247 86V87H248ZM263 86H262V88H263ZM13 87V88H12ZM24 87H25V89H24ZM30 87H31V89H30ZM171 87H173V85L171 86ZM238 87H240V88H235V90H234V92L236 93V95H235V93L233 92V94H232V96L231 97H233V96H235L234 98H236L237 99V101H236V99H234L235 100V102L237 103V102H239V106H241V104H243L244 103V99L246 98H250L251 99V103L252 102H255L254 100H256V99H254L253 100V98H255L254 96L253 97H250L251 95V91L248 93L247 91V93H244L245 91L244 90H246V89H243L244 87L242 86V84H240ZM251 89H252V85L251 86H249ZM2 88V89H1ZM12 88V89H11ZM32 88H34L33 90H32ZM45 88V89H44ZM191 88H192V90H191ZM196 89V90H194V89ZM199 88V87H198ZM9 89V90H8ZM18 89V90H17ZM39 89V90H38ZM204 89V88H203ZM238 91H237V90ZM249 89V88H248ZM264 89V88H263ZM4 90V91H3ZM22 90V91H21ZM37 90V91H36ZM201 90V91H200ZM240 90V91H239ZM9 91V92H8ZM28 91H30V92H28ZM38 91H40L41 92V94H40V92H38ZM43 91V92H42ZM45 91H46V93H45ZM50 91V93L49 94H47V92H49ZM189 91V92H188ZM196 91H198V93L199 94H197V92ZM203 91V92H202ZM257 91H258V89L256 90V92L255 91H253V92H255L256 94H257ZM8 92V93H7ZM17 92L19 93V94H17ZM25 92V93H24ZM28 92V93H27ZM33 92V93H32ZM35 92V93H34ZM243 92V93H242ZM264 92V91H263ZM26 93H27V95H26ZM37 93V94H36ZM204 93V94H203ZM238 93L240 94L239 96H238ZM15 94V95H14ZM32 94V95H31ZM42 94H44V96L42 95ZM47 94V96H45ZM201 94V95H200ZM244 94H246V95H249V97L248 96H246V95H244ZM30 97H29V96ZM190 95L189 96H187L188 98L190 97ZM197 95V96H196ZM201 97H200V96ZM224 95V96H223ZM223 95H221L222 96V98H225L226 97V94H223ZM260 95V97L262 96V98L264 97V94H262V91H261V93L259 94ZM11 96V97H10ZM32 96H34L33 98H32ZM41 96H43L44 97V99H43V97H41ZM48 96H49V99H48ZM50 96H52V97H50ZM192 96L189 98L190 99V101H191V98H192ZM220 96V97H221ZM237 96V97H236ZM243 96H245V98H243ZM22 97V98H21ZM58 97V96H57ZM198 97V98H197ZM208 97V94L205 96V98H204V102L205 103H202V105H204V104H206V105H204V107H207V111L209 112H205L206 110H205V108H204V110H201V111H204L203 112V114L204 113H207L208 115H209V117L210 116H214V115H217L218 113L220 114V116L221 115H223V114H225V113H227L228 112V109L229 108H227V105H228V103L226 104V108L227 109H224L225 108V105L224 104H220V105H218V102H217V105H218V107L216 106L215 107V109H211V108H214V104H215V101H214V103L212 102V96H209V98H207ZM214 97L215 96H213V100H215L214 99ZM220 97L219 98H216L217 99V101L218 100H220ZM242 97V98H241ZM259 97V98H260ZM26 98V99H25ZM28 98V99H27ZM31 98V99H30ZM35 98V99H34ZM39 99V98H41V99H43L44 100V102L46 101L45 100V98L46 99H48V100H50V99H53L52 101H53V103H52V101L50 102V101H46L47 103H49V104H51V106H50V111H51V109L52 110H54V108H56L55 110L56 111H58L59 109V111H61V113L58 111V112H54V115H52L53 114V111H51V112H49V104H48V107H46V102L45 103H39V102H37L38 104H39V107H42V108H40L39 109V107H38V104L36 105L35 103H36V99ZM196 98V99H195ZM221 98V99H222ZM241 98V99H240ZM6 99V100H5ZM37 99V101H40V100H38ZM201 99V100H200ZM250 99H248V100H250ZM20 100V101H19ZM57 101L56 103H58V104H56V105H54L55 103V101ZM209 100H211L210 102H209ZM228 100V98L226 97V99H225V101L224 102H226ZM253 100V101H252ZM222 101V100H221ZM20 102V103H19ZM40 102H42V101H40ZM192 102V103H193ZM198 102H199V104H198ZM243 102V103H242ZM210 103V104H209ZM221 103V102H220ZM241 103V104H240ZM247 103H250V101L249 102H247ZM246 103V100H245V104H246V106H249L250 107V105L249 104H247ZM31 106H30V105ZM41 104V105H40ZM52 104L54 105V106H56V107H54V106H52ZM207 104H208V106H207ZM3 105H2V107H3ZM35 105V106H34ZM42 105H44V107L42 106ZM213 107H212V106ZM222 105L224 106V108L222 107ZM37 106V107H36ZM60 108H59V107ZM220 106V107H219ZM239 106H238V108H236L235 110L237 111V110H240L239 109ZM245 106V105H244ZM244 106H241V108H243ZM2 107H0V108H2ZM34 107V108H33ZM52 107V108H51ZM57 107L59 108V109H57ZM211 107V108H210ZM222 107V108H221ZM237 107V106H236ZM3 108H5V107H3ZM44 108V109H43ZM46 108V109H45ZM216 108H217V112H216ZM218 108H219V110H218ZM38 109V110H37ZM47 109H48V111H47ZM203 109V108H202ZM209 109H211V110H209ZM43 110H45V111H43ZM214 110V111H213ZM19 111H21V112H19ZM40 111V112H39ZM43 111V112H42ZM210 111H212V112H210ZM218 111H220V112H218ZM227 111V112H226ZM42 112V113H41ZM51 113V115H52V117L50 116V114L49 113ZM80 112V111H79ZM77 110H76V113L75 114H77V113H79ZM216 112V113H215ZM224 112V113H223ZM17 113V114H18ZM25 113V114H24ZM30 113V114H29ZM45 113H47V114H45ZM55 113H57L56 115H55ZM223 113V114H222ZM65 114V113H64ZM80 114V113H79ZM79 114H77L78 116H81V115H79ZM207 114H204V115H206L205 117H207ZM42 115V116H41ZM47 115H49V116H47ZM63 115V114H62ZM76 115V116H77ZM261 115H264V113L262 112L261 113ZM64 116V118H65V116H66V114L65 115H63ZM63 116H61L62 118H63ZM53 118V119H51V118ZM67 117V116H66ZM70 117V116H69ZM68 117V118H69ZM61 118V119H62ZM63 118V119H64ZM74 119V117H72V115H71V117H70V122L69 123H67V124H64V123H62L63 121L60 119L59 120V122L58 123H60L59 124V126L57 125V128L58 127H60V128H62V130H64L63 128H65V129H67L68 130V132H69V130H70V128H71V125H73L74 124V122L73 121H75V119ZM76 118V117H75ZM78 118H80V120H78V121H81V117H78ZM67 119H65V123L68 121H66ZM76 120H77V118H76ZM78 121H76V122H78ZM55 122L53 123V124H55ZM73 122V123H72ZM83 122V123H82ZM218 122V121H217ZM71 123V124H70ZM83 125H86V124H84V121H81V122H78V123H76L78 126V128H79V126H82V124ZM62 124H64V125H62ZM70 124V125H69ZM75 124V125H76ZM81 124V125H80ZM222 124V123H221ZM64 126V127H61V126ZM66 125H68V126H66ZM75 125H73V126H75ZM66 126V127H65ZM73 126H72V133H73V131H75L74 129H76V128H74L73 129ZM69 127V128H68ZM76 127V126H75ZM213 127V126H212ZM59 128V129H60ZM88 128V127H87ZM111 128H113V126H111V125H109L108 127H107V130L109 131V132H111V131H113V129L111 130ZM110 129V130H109ZM61 130V129H60ZM61 130V131H62ZM71 130H70V133H71ZM214 130V129H213ZM65 131V130H64ZM63 131V132H64ZM76 132V131H75ZM214 133H215V131H213ZM218 133V132H217ZM216 133V135H218V136H220L221 135V137H219V138H227V140L226 139H222V140H225V141H223V143L225 142H229L230 144H231V141L232 140H234L233 139V137L231 136V135H228L227 133H225V134H221V133H218L217 134ZM226 134L228 135V136H226ZM216 135H215V137H216ZM222 135H224V137L222 136ZM218 136L215 138V139H218ZM229 136H231V138H232V140H230L231 138L229 137ZM228 137L230 138V139H228ZM254 138V139H253ZM252 139H253V141H255V143H257V142H259V144L257 143V144H254V142H252V140L250 139H248L247 141H250V143L252 142V144H250L249 142H248V144H250L251 146H250V148L248 147V149H246V151L248 152H244V151H241V150H243L244 149V147L245 148H247L245 145H244V143L245 142H242L241 141V143L242 144H240V140H238L237 139V142L239 141V144H238V147H239V145H243V146H240L239 148H237V149H239L240 151V153L242 152L243 153V155H241L240 153H238V151H237V149H236V151H234V149L237 147H235V145H233V144H231V147L229 146L228 147V145L229 144H226V146H224V147H226V148H228V150L229 149H231V148H233L232 150H233V153H231L230 152V150H229V152H230V155L231 154H233V155H235L236 156V154L238 155V157L241 155V156H244L243 158L240 156L239 158L241 159V161L239 160V158H235V160H237L235 163H241L243 160H244V158L248 155H250V157H252V158H254V159H251L250 157H248V158H246L244 161L245 162H248L247 161V159H249V162H250V165H249V163H243L244 165L245 164H248L247 166L250 168V170H252V168H253V170L252 171H250L248 168H247V166L245 165H243L242 166V163L241 164H239L238 163V165L239 166H241L240 168H241V170L242 171H244L246 174H248V175H250V177H251V173L250 172H253V171H255V172H253L252 174V176H254V177H251V178H261V177H263V178H261L263 181H264V174L262 175V173L264 172V148H261L262 146L264 147V140H258V138L259 139H261L262 137H256V140H255V137H253ZM264 138V137H263ZM219 140V139H218ZM219 141H221V140H219ZM262 141H263V143H262ZM233 142H235V140L233 141ZM232 142V143H233ZM221 143H222V141H221ZM222 143V144H223ZM224 143V144H225ZM235 143V144H236ZM261 143V144H260ZM235 147H233V146ZM247 145V144H246ZM260 145H262V146H260ZM248 146V145H247ZM259 146V147H258ZM255 148V149H254ZM257 149V151H258V153H257V151L255 152V150ZM245 150V149H244ZM260 150V151H259ZM252 151V152H251ZM254 151V152H253ZM237 152V153H236ZM253 153V154H251V153ZM263 152V153H262ZM234 153H236V154H234ZM257 153V154H256ZM260 154H261V156H260ZM263 154V155H262ZM0 155H1V158H0V167L2 168V169H0V184H2L1 185V187L3 188V187H5L6 186V190L3 188L2 190H1V187H0V199H2V200H0V225H2V227L6 230H2L3 232H1L0 233V235L2 234V236H0V264H34V263H36V264H43V263H45V264H74L75 262H76V264L78 263V264H81V263H79L78 261H76V260H74L73 261V258L71 259H69V254L70 253H68V252H71L72 254L71 255H74V253L76 254V251H77V246L78 245H80L81 244V242H82V240H85V239H83V238H75V237H73V236H68V235H65V233H63V231L62 230H60L61 229V226L64 224V223H67L66 221H71V220H73V219H77V220H79V219H81V221H88V216H89V209H88V206H87V204H85L86 202L83 200V199H81V197H78V199L80 198V200H81V202H80V200H77L76 202L75 201H72V200H74V199H72L71 197H69V195H67V194H65L64 192H61V191H58V190H54V188H50L51 186L50 185H47L46 183H43V185L44 184H46L45 186H43L42 185V182L40 181V183L39 182H37L36 183V180L37 181H39L38 179H35V177H33L32 178V174L29 172V171H27L26 169L25 170H23L24 168L22 167V162H20L19 160L20 159H18L16 156H14L13 155V157H12V155H11V153H8V152H5V151H1L0 150ZM6 155V156H5ZM252 155H254L255 157H253ZM232 156V155H231ZM8 157H10V158H8ZM15 157V158H14ZM232 157H234V156H232ZM258 157H260V158H258ZM13 158V159H12ZM256 158H258V159H256ZM17 159V160H16ZM243 159V160H242ZM254 160V161H253ZM258 160V161H257ZM259 160H261V162L259 161ZM14 161V162H13ZM259 162V163H258ZM17 165H16V164ZM258 163V164H257ZM260 163H261V165H260ZM254 164V165H253ZM21 167H19V166ZM253 165V166H252ZM3 166V167H2ZM257 166V167H256ZM254 167H256V168H254ZM258 167H260V168H258ZM6 168V169H5ZM244 169H247V170H244ZM1 170H2V173H1ZM4 170V171H3ZM14 170V171H13ZM263 171V172H261L260 173V171ZM18 171H19V173H18ZM246 171H248V173L246 172ZM257 171H259V172H257ZM4 172H10V174L8 173V174H6V173H4ZM22 173V174H21ZM30 173V174H29ZM260 175H259V174ZM25 174V175H24ZM28 176H27V175ZM257 176V177H255V175ZM4 175V176H3ZM8 177V178H7ZM14 178V179H13ZM32 181H28L29 179ZM11 179H12V181H11ZM33 179V180H32ZM3 180V181H2ZM7 182H6V181ZM9 180V181H8ZM257 180H259V181H261L262 182V180H260V179H257ZM34 181H35V183H34ZM10 182H12V183H10ZM4 183V184H3ZM39 183V184H38ZM264 183V182H263ZM9 184V185H8ZM23 184V185H22ZM38 184V185H37ZM41 184V185H40ZM14 185V186H13ZM29 186V187H28ZM23 187V188H22ZM28 187V188H27ZM36 187V188H35ZM40 187H42V188H40ZM47 187V188H46ZM9 188V189H8ZM31 188H32V190L34 191H32L31 190ZM39 188V189H38ZM13 189V190H12ZM36 189V190H35ZM10 190H11V193H10ZM27 190V191H26ZM38 190V191H37ZM54 192H52V191ZM4 191V192H3ZM57 191V192H56ZM6 192V193H5ZM18 193V194H20V195H17L16 193ZM19 192H21V193H19ZM24 192V193H23ZM36 192V193H35ZM37 192H39V193H37ZM60 192V193H59ZM27 193V194H26ZM79 193H81V192H79ZM52 194V195H51ZM62 194V195H61ZM65 194V195H64ZM33 197H32V196ZM67 195V196H66ZM78 195H80V194H77V196ZM36 196V197H35ZM53 196V197H52ZM61 196V197H60ZM64 196V197H63ZM66 196V197H65ZM16 197V198H15ZM19 197V198H18ZM42 197H44L42 200H41V198ZM48 197V198H47ZM57 197H59V198H57ZM46 198V199H45ZM50 198H51V200H50ZM64 198V199H63ZM70 198V199H69ZM9 199V200H8ZM49 199V200H48ZM55 199V200H54ZM60 200V201H58V200ZM68 199V200H67ZM48 200V201H47ZM71 200V201H70ZM79 201V202H78ZM50 202V203H49ZM60 202V203H59ZM64 202V203H63ZM52 203V204H51ZM57 203L58 204H60V205H57ZM70 203V204H69ZM83 205V207H82V205ZM84 203V204H83ZM66 204V205H65ZM77 204H78V207H77ZM80 204V205H79ZM54 205H56V206H54ZM41 206V207H40ZM68 208H67V207ZM73 206V207H72ZM81 206V207H80ZM5 207V208H4ZM53 207L55 208V209H53ZM64 207V208H63ZM66 207V208H65ZM80 207V208H79ZM86 207V208H85ZM7 208V209H6ZM39 208V209H38ZM58 208V209H57ZM73 208H75V209H73ZM83 208V209H82ZM87 209V210H85V209ZM57 209V211H55ZM62 209V210H61ZM64 209H66V210H64ZM68 209V210H67ZM70 209H72V210H70ZM10 210V211H9ZM38 210H39V212H38ZM55 211V212H54ZM65 211V212H64ZM67 211V212H66ZM36 212V213H35ZM42 212V213H41ZM63 212V213H62ZM74 212V213H73ZM8 213H10L9 215H8ZM25 213V214H24ZM27 213V214H26ZM44 213V214H43ZM67 213H69L68 215H67ZM63 214H64V216H63ZM83 214V215H82ZM71 215H74V216H72L71 217ZM76 216V217H75ZM81 216V217H80ZM73 217H75V218H73ZM72 218V219H71ZM84 218H86V219H84ZM61 219V220H60ZM70 219V220H69ZM54 222V223H53ZM58 222V224H57V226L55 225L56 223ZM55 226H54V225ZM60 224V225H59ZM60 227H59V226ZM6 227V228H5ZM11 228H12V231H11ZM1 229V228H0ZM9 230V232H8V230ZM1 231V230H0ZM14 231L16 232H18L19 231V233H24L25 235H40V236H49V234L50 235H52V234H59V235H62L64 238H66V239H68L67 241L71 244V247L69 246L68 248L67 247H64V246H62V248H61V251H60V249H58V248H60V247H57L56 248V250H59V252H62V254H63V256L65 257V256H67V257H65V258H63L62 257V254L61 253H59L58 251H56V250H54V251H52V253L51 252H49V254H47V252L46 253H44V251H40V250H38L36 247L37 246H34V245H32L35 249H37V250H35L34 248H32V246H30L31 244H29L28 243V239L25 237V236H21V237H19L20 235H17L16 233H14ZM6 232V233H5ZM11 232H13V234L11 233ZM12 235H11V234ZM7 234V235H6ZM16 234V238H17V236H18V238L19 239H16L15 237H14V235ZM65 235V236H64ZM10 236V237H9ZM67 236V237H66ZM22 237H25V239H27L26 240V242H24L23 240V238ZM1 238L5 241V243H3V240H2V243H1ZM5 238H7V239H5ZM15 241H14V240ZM22 239V240H21ZM10 240V241H9ZM158 240H159V238H158ZM161 240V239H160ZM167 240V242H168V239H163L160 243V246L162 247V249H165V250H168L167 248H169L170 246V244H169V242L167 243V242H164V241H166ZM13 243H12V242ZM8 242V243H7ZM17 242V243H16ZM23 244H22V243ZM12 245H11V244ZM27 243V244H26ZM80 243V244H79ZM6 245V246H4V245ZM11 246H9V245ZM76 244V245H75ZM169 244V245H168ZM9 247H8V246ZM74 245V246H73ZM25 246V247H24ZM76 246V247H75ZM4 247V248H3ZM14 247V248H13ZM21 247V248H20ZM27 247V248H26ZM64 247V248H63ZM9 248V249H8ZM30 248V249H29ZM32 248V249H31ZM75 249L74 251H73V249ZM5 249V250H4ZM8 249V250H7ZM14 249L15 251H12V250ZM19 249H21V250H19ZM23 249V250H22ZM64 249V250H63ZM69 249V250H68ZM17 250V251H16ZM25 250H27V251H25ZM33 251V254H31L32 252L31 251ZM34 250H35V252H34ZM170 250L172 251V253L174 252L175 253V251H173L172 249H170L169 248V252H170ZM40 253H39V252ZM56 251V252H55ZM66 251V252H65ZM68 251V252H67ZM73 251V252H72ZM10 252V254H8ZM12 252H13V254H12ZM29 252H31V253H29ZM55 254H54V253ZM6 253V254H5ZM24 253V254H23ZM39 254V256H38V254ZM68 253V254H67ZM93 253H94V255H93ZM95 251H92L91 250V246H90V244L88 243L87 244V248H86V251H85V256L87 257V260L90 262V264H100V261H101V263H103V262H105L106 260V257H100V261L98 260V258H99V253H96ZM2 254H4V255H2ZM23 254V255H22ZM29 254V255H28ZM43 254V255H42ZM54 254V255H53ZM57 254V255H56ZM59 254H61V255H59ZM91 254V255H90ZM97 254H98V256H97ZM9 255V256H8ZM48 255H49V257H48ZM51 255V256H50ZM98 257H96V256ZM11 256H13V258L11 257ZM33 256V257H32ZM34 256H36V257H34ZM42 256H43V259H42ZM47 256V257H46ZM54 256H56L55 258H54ZM61 256V257H60ZM6 257V258H5ZM25 258V259H24ZM39 258V259H38ZM45 258V259H44ZM61 258V259H60ZM62 258H63V260H62ZM103 258V259H102ZM4 259V260H3ZM18 259V260H17ZM30 259V260H29ZM34 259V260H33ZM49 259V260H48ZM9 260V261H8ZM40 260V261H39ZM47 261V262H45V261ZM57 260V261H56ZM61 260V261H60ZM70 260V261H69ZM103 260V261H102ZM105 260V261H104ZM7 261V262H6ZM15 261V262H14ZM22 261V263H20ZM25 261V262H24ZM30 261V262H29ZM44 261V262H43ZM53 261V262H52ZM65 261V262H64ZM27 262V263H26ZM32 262V263H31ZM34 262V263H33ZM38 262V263H37ZM50 262V263H49ZM52 262V263H51ZM62 262V263H61ZM67 262V263H66ZM70 262H72V263H70ZM74 262V263H73ZM106 263V262H105ZM135 263V262H134ZM133 263V264H134ZM88 264V263H87ZM107 264V263H106ZM135 264H138V263H135Z\"/></svg>",
  "mask_w": 264,
  "mask_h": 264
}]
</instances>
